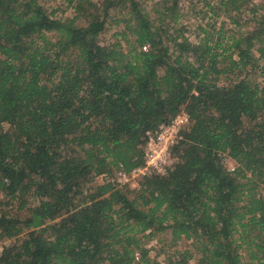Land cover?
<instances>
[{
  "label": "trees",
  "instance_id": "obj_1",
  "mask_svg": "<svg viewBox=\"0 0 264 264\" xmlns=\"http://www.w3.org/2000/svg\"><path fill=\"white\" fill-rule=\"evenodd\" d=\"M64 1L71 17L0 0V264H158L147 241L166 232L191 240L168 264H264V14L203 0L192 40L180 0ZM113 10L126 47L99 41ZM180 109L171 166L89 185L142 165Z\"/></svg>",
  "mask_w": 264,
  "mask_h": 264
},
{
  "label": "rangeland",
  "instance_id": "obj_2",
  "mask_svg": "<svg viewBox=\"0 0 264 264\" xmlns=\"http://www.w3.org/2000/svg\"><path fill=\"white\" fill-rule=\"evenodd\" d=\"M41 4L45 7V9L52 13L53 16L57 18H66L71 17L73 15V9L69 7L64 0H40ZM203 0H180L182 16L180 18V24H183L185 35L190 37L192 40L196 38L198 27L204 26L207 24L209 19V15H204L205 8L202 3ZM216 1V0H210ZM259 9L260 14H264V0H253ZM123 13V12H121ZM111 18L107 20L106 30L99 36V41L102 44L112 43L117 40L121 41L123 47H126L120 36H115V33H118L122 29L121 23H116L115 19L121 17L119 11L113 10L111 13ZM219 24L221 23L222 17L217 18ZM243 21H245V25H243L241 30H247L254 27V18L250 13H245L243 17ZM247 24V25H246ZM182 26V25H181ZM229 29H233L234 26L228 25ZM248 79L255 83H261L262 77L258 73H254L249 75ZM224 165L229 171L234 169L235 163L232 160L227 159L225 156ZM111 178H114V173L110 175ZM115 180V179H114ZM98 183H102V180L97 178V176L91 180L89 185H95ZM119 184V183H118ZM128 185V188H135L138 187L137 182L132 181L129 183H120L119 186ZM7 200L3 194H0V205L3 207L4 202ZM15 209L11 210L14 211ZM26 211L19 212V215H25ZM7 240L8 245L12 243V240ZM171 236L169 232L159 234L158 236L154 237L153 239L147 241V247L150 249V255L155 256V261L158 264H168L167 259L171 255L174 254L177 250H183L187 248H191V240L181 239L178 240L176 243H170ZM191 264H195V260L191 259Z\"/></svg>",
  "mask_w": 264,
  "mask_h": 264
},
{
  "label": "built area",
  "instance_id": "obj_3",
  "mask_svg": "<svg viewBox=\"0 0 264 264\" xmlns=\"http://www.w3.org/2000/svg\"><path fill=\"white\" fill-rule=\"evenodd\" d=\"M189 114L184 110L180 111L168 123H163L157 129L149 130L145 133V143L143 145L144 163L130 171L122 168L116 169L114 178L107 173L97 176L102 182L108 178L117 184L129 183L132 181L137 184L147 175L153 172H161L173 164L172 147L181 139V134L189 125ZM8 245L7 240L0 242V254L3 246Z\"/></svg>",
  "mask_w": 264,
  "mask_h": 264
}]
</instances>
